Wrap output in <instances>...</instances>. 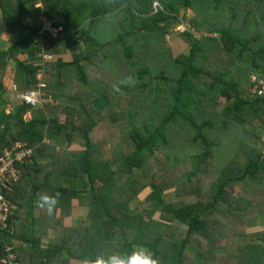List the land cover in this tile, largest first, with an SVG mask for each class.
<instances>
[{
	"label": "trees",
	"instance_id": "16d2710c",
	"mask_svg": "<svg viewBox=\"0 0 264 264\" xmlns=\"http://www.w3.org/2000/svg\"><path fill=\"white\" fill-rule=\"evenodd\" d=\"M187 8L190 29L177 33L187 49L175 55L163 36ZM43 19L57 31L40 41ZM0 32L8 44L0 45V153L15 141L33 149L7 195L12 234L2 243L20 242L19 264H69L141 245L156 264H264V231L235 242L264 213V152L243 137L245 123L264 128V96L252 79L264 82V0H0ZM67 53L71 60L59 58ZM10 61L16 90H38L39 104L21 100L5 111ZM132 87V97L119 93ZM61 96L76 100L88 122L74 106L47 101ZM57 136L82 139V151H56L46 139ZM224 148L225 165L215 170ZM236 185L254 195L237 208ZM40 189L58 194L52 212L44 209L43 233L53 219L60 226L43 246L33 224ZM170 190L196 202L169 212ZM73 204L85 209L75 228L55 217ZM157 212L160 236L147 232ZM190 243L197 253L188 260Z\"/></svg>",
	"mask_w": 264,
	"mask_h": 264
},
{
	"label": "rangeland",
	"instance_id": "374dc122",
	"mask_svg": "<svg viewBox=\"0 0 264 264\" xmlns=\"http://www.w3.org/2000/svg\"><path fill=\"white\" fill-rule=\"evenodd\" d=\"M193 16H194V13L192 12L191 9H189V8L181 9L179 11V14H178L179 21L170 25V27L168 28V31L163 36L165 41H166V44L171 46L172 53L175 55L178 53H181V52H185L187 49L186 44L178 38L177 33L184 30V29H187V30L190 29V25H189L188 20L190 18H192ZM203 30H204V28H202L200 31L202 32ZM0 34H1V32H0ZM1 38L6 41L7 37L2 36V37H0V40H1ZM59 58L62 59L63 61L71 60V56L69 53H67L66 55H60ZM41 61L36 60L35 63H41ZM14 69H15L14 62L10 61L6 70H5V73L2 76L3 85L6 88V91L3 95V99L5 98L7 101V104L5 105V111L6 112L10 111L11 107H13V105L15 103L16 104L19 103L21 100V98L16 94L17 93L16 92L17 87L14 84V81H12ZM71 83L75 84L73 75H72V82ZM87 86L91 90L96 92V94H98L100 91V86L94 81H92V83H90V84H87ZM128 90H129V88L119 90V93L123 94L125 97H132L135 93V87H132V89H130L131 91H128ZM47 101L49 103H51L52 106H58L59 104H61V106H74L75 108H77V110L75 111V117L78 119V117L80 116V117H82V120L84 122H88L87 120L89 119V117L88 116L85 117L84 115L81 116L80 112L82 110L80 109V107H78L77 101L74 100L73 98L61 96V97H57L55 99H49ZM97 104L103 105L101 98H98ZM59 115H60V118H63L61 114H59ZM28 117H29V115H25V118H28ZM84 118H88V119L86 120ZM125 122H126V120L124 122L122 121V123H124V124H125ZM47 137L50 138L49 135ZM243 137H244V140L248 144H250L256 148L261 147L262 151L264 152V128H262L260 126L257 127V125H251L249 123H245ZM46 141L48 143L54 144L56 151H63L62 153L67 154V155L80 153L82 151V148H81L82 139H80L78 137H73L69 142L65 141L64 137L63 138L58 137L54 140H47L46 139ZM227 151L230 153L229 157H231L233 154V147L232 146L228 147ZM222 155H225V148L221 152H216V156L214 159V169L215 170H220L225 165L226 158L223 157ZM111 168L115 169L114 165ZM84 180L85 179L83 177H81L80 183H84ZM235 187H237V188H235L234 190L241 192L239 197H238V201L236 203V208L239 205L242 206L243 202H244V205L248 204L250 202V200L254 197L253 194L246 192L244 190L242 191L241 188L239 187V185H236ZM230 189L233 190V185H230ZM146 192H147V189L142 191L140 194H138L137 198H135V199L138 200V199L142 198ZM40 193H47V194L53 195V191H51V190L40 189L39 194ZM24 194L26 195L28 200H33L32 196L29 192H24ZM205 199L208 200L207 197H205ZM164 201L168 205L167 211L171 212L172 208L174 206H179V205L184 204V203H194V202H196V198L193 196H177V195H175V193L173 191L170 190V191L166 192V194L164 195ZM166 209L167 208H165V210ZM84 210H85L84 208H81V207L79 208L77 205L73 204L72 206L68 207L67 209H64V208L62 210L59 209L55 213V217L59 218L61 216L62 217L61 218L62 224L69 225L70 227L75 228L76 224L78 222V219L83 217L82 213H84ZM37 212H38V210L34 209L33 214L36 213L35 216H37ZM45 213H46V211H44V209H43L41 215L35 217L36 221H33L34 226L37 227L36 236L42 235V237H43V241L40 242L41 246H43L45 243H54L56 241V237L59 234V229H60V226L53 219V220H51V222L53 225H55V227H58V229L55 230V227L50 228V229L48 228V229H45L46 234L43 233L41 226L44 223V217L43 216H45ZM153 218H154V220L151 221V223L147 227V232L150 233L151 235H154V236H160V235H162L161 229H163V227H162V224L156 220L158 218V212L154 215ZM184 231H185L184 227H182L180 230H178L174 239L179 240L184 235ZM245 231L247 232L246 235L237 237V239L235 241L237 244L238 243L241 244L244 241V239L255 240L256 238L261 237L260 232L264 231V213L260 214V212H258L256 218H254L251 221L250 220L247 221V230H245ZM127 239H130V237L128 236ZM19 243L20 242H18V240H17L14 243V245H20ZM28 246H30V245L25 244L26 249L29 248ZM138 247H142L147 252L149 251L148 248L145 246L141 245ZM196 253H197V246L194 243H190L189 245H187L186 250H185V254L188 257V260H190L192 258V255H194ZM66 254H68V253H66ZM73 260H74V258H70L68 260L69 261L68 263L73 264L72 263Z\"/></svg>",
	"mask_w": 264,
	"mask_h": 264
},
{
	"label": "built area",
	"instance_id": "2783aa9c",
	"mask_svg": "<svg viewBox=\"0 0 264 264\" xmlns=\"http://www.w3.org/2000/svg\"><path fill=\"white\" fill-rule=\"evenodd\" d=\"M154 5L158 4L154 3ZM56 31L57 29L51 25L49 20L43 19L38 40L42 41L43 36L48 37V32L54 36ZM49 57V54H42L43 59ZM252 79L255 81L253 91L264 96V82L256 80L254 77ZM19 97L29 105L39 104L43 100L40 98V92L35 89L20 92ZM32 155L33 149L20 141L13 142L10 148H5L0 153V264H19L15 249L16 245H14L15 239L11 243H2V238L6 234H12V223L10 224V221L14 214V208L7 195L13 185L21 179V169L18 165L32 162Z\"/></svg>",
	"mask_w": 264,
	"mask_h": 264
},
{
	"label": "clouds",
	"instance_id": "9594fccd",
	"mask_svg": "<svg viewBox=\"0 0 264 264\" xmlns=\"http://www.w3.org/2000/svg\"><path fill=\"white\" fill-rule=\"evenodd\" d=\"M56 195L40 193L36 198L37 207L51 213L56 204ZM81 264H156V261L145 249L137 246L122 253H97L92 258H83Z\"/></svg>",
	"mask_w": 264,
	"mask_h": 264
},
{
	"label": "crops",
	"instance_id": "0c3cea01",
	"mask_svg": "<svg viewBox=\"0 0 264 264\" xmlns=\"http://www.w3.org/2000/svg\"><path fill=\"white\" fill-rule=\"evenodd\" d=\"M2 37V36H1ZM0 45H1V47H6L8 44H7V42L5 41V40H3L2 38H1V40H0ZM64 55H66V54H64ZM8 90V89H7ZM16 94L19 96V93L20 92H18L17 90H16ZM47 99V98H46ZM52 99V98H51ZM21 101V100H20ZM11 109H12V107H11ZM34 215V217H37V216H35L36 215V213L35 214H33ZM14 241H17V240H14ZM20 244V243H19ZM23 246V248L26 250V247H25V245H22ZM26 259H27V262H29L30 261V257L29 256H26ZM38 261V260H37ZM72 263L73 264H81V261H78V260H76V259H74L73 261H72ZM70 264V263H69Z\"/></svg>",
	"mask_w": 264,
	"mask_h": 264
}]
</instances>
